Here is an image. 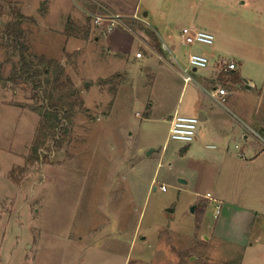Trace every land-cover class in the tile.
Wrapping results in <instances>:
<instances>
[{
	"label": "rangeland",
	"instance_id": "obj_1",
	"mask_svg": "<svg viewBox=\"0 0 264 264\" xmlns=\"http://www.w3.org/2000/svg\"><path fill=\"white\" fill-rule=\"evenodd\" d=\"M135 3L0 0V264H264V142L252 133L264 136V0H139L138 14ZM110 13L113 30L95 23ZM190 25L214 31L215 52L255 82L226 100L249 134L230 138L229 161L216 139L169 137L189 53L213 49L181 44ZM205 73L193 72L183 108L207 101ZM208 190L226 200L223 220L233 203L255 211L254 228L238 226L243 244L182 214ZM207 214L218 222L215 205Z\"/></svg>",
	"mask_w": 264,
	"mask_h": 264
},
{
	"label": "crops",
	"instance_id": "obj_2",
	"mask_svg": "<svg viewBox=\"0 0 264 264\" xmlns=\"http://www.w3.org/2000/svg\"><path fill=\"white\" fill-rule=\"evenodd\" d=\"M138 3H139V0H136L135 6H134V11L136 12V14H138V12H139ZM149 14H150L149 12L147 14H143L142 20L144 22H146L147 24H148L147 17ZM190 26L197 27L196 25H190ZM185 27H188V26H185ZM208 30H210V29H208ZM212 32L214 33V31H212ZM162 44L164 45V47H165V45H168L164 40H163ZM181 44H183V43L181 42ZM214 44H215V41L212 45H209V46H213ZM168 46L170 47L171 51L174 54V50L176 49V44L172 43L171 45H168ZM116 49H119V48H116ZM214 49H217L218 52L220 53L223 50V47L222 46L221 47L213 46V49L210 50L209 53H204V52L202 53L204 55H207L210 58V62H209L208 67H206L204 69H199V70H204V72H206V73L204 76L200 77L199 81H197V86L195 85L196 87L200 86L199 89L202 87L203 89L207 90L206 91L207 94L205 95L207 98V101H205L206 99L197 98L193 105H190L188 107L186 106L183 108V105L181 104V96H182L183 92L185 91L186 87L188 88V86H187L188 83H185V81H184V84H183L182 90H181V95H180L178 101L176 102L174 107H172V109L166 114V116L169 119L170 125H171V119L176 113L198 116L200 118V121L198 124L197 136L193 141L185 142V143L189 144V146L191 145V147H192V144L195 141H201L202 142V141H205L206 139H216L222 143V147H223L215 155L216 159H223L225 157L227 159V161H229L233 158L232 154L229 153L230 148H231L230 144L232 143L230 138L232 136L234 138L238 137V136H241V137L244 136L246 141H248L249 134L246 131V125H248V124L246 122L242 121L240 119V117L238 119H239V122L240 121L241 122L238 123V121L235 120L234 117L231 115V113H233V112L229 113L227 111V110H229V108L226 105V100H228V98L231 94L236 92L238 86H240L241 84L243 85V87L251 89L254 87L255 82H254V80L249 79L247 77H244L242 75L240 68H239L240 63H238V62H237L238 67L236 70H234V71H236L234 75H238V79L236 80L235 77H226V78L223 77L221 74L220 65H219L220 59L223 58V56L221 54H217ZM119 50L126 52L129 55H131V56H129V60H130V57H131V59L133 58L132 57L133 55H132V52L130 49H119ZM165 53L162 54L160 52L154 51L153 55H159L160 57H162L166 61L167 60L170 61L169 59H167L165 57ZM199 53H201V52H199ZM136 54H135L136 57H134V59H137V60L143 59L142 58L143 56L137 57ZM227 59L235 60L234 58H227ZM171 61H173V56L171 58ZM235 61H237V60H235ZM199 70H195L194 72L196 73ZM119 74H122V73H119ZM180 74H181V71H180ZM181 77H182V75H181ZM221 81L223 83H226L227 85H231V89H229L227 87L228 94L223 99L220 97L217 99V97L215 98L211 95L210 91L215 88L217 83H222ZM248 85H250V86H248ZM242 122L244 123L243 125H242ZM203 129L205 130V132L203 131ZM205 147L209 148V149H213V148H216V145L213 143L212 144H206ZM236 147H239V145L236 144ZM245 148H246V146H244L242 148V150L239 152L240 156L243 158H246V154L244 151ZM187 183H188V181H186V180L180 182V184L178 185L179 192L182 191V188H184ZM208 193H211V196H208ZM226 203H227L226 200L224 198H222V196L215 195L214 192H211L208 190L204 196H199V197L197 196L195 198H191V200H189V204L183 208L182 214L188 213L189 216H192L194 219L193 221L195 222L196 227L197 226H203V227L208 226V227L214 228V230H216V229H219L221 224H224L226 226V229H225L226 237H229V238L231 237L233 241H236V242L238 241V242L243 244L245 242L244 239L241 238L240 236H238V234H237V231L238 232L241 231L240 227L238 228V226L240 223L246 222L248 227L254 228L256 220L253 216V213H255V211L251 208H249V210H248V208L240 207V206L235 205L233 203L231 205V207L228 208V213L231 212L230 214H228L229 220H226V218H224V220H223V219H221V215L223 213V209H224V206L226 205ZM193 205H195L197 208V209L195 208L196 212H195V210L191 211V207ZM214 205L216 207V214H218L220 216H219L218 222L212 218L211 219L212 222L210 223L208 220L206 221L207 216H208L207 213H208L210 207L214 206ZM177 209H178V207H177ZM213 221H214V223H213ZM230 229H231V231H230Z\"/></svg>",
	"mask_w": 264,
	"mask_h": 264
},
{
	"label": "built area",
	"instance_id": "obj_3",
	"mask_svg": "<svg viewBox=\"0 0 264 264\" xmlns=\"http://www.w3.org/2000/svg\"><path fill=\"white\" fill-rule=\"evenodd\" d=\"M136 15V14H135ZM137 16V15H136ZM120 15L116 13L110 14H93L95 23L99 26L103 23L107 24L109 30H113L119 23H121ZM139 18V17H138ZM181 42L183 44H204L212 45L215 41V34L206 28H199L195 26L184 27L181 32ZM165 49L169 51L173 60H177V56L173 54L170 47L165 45ZM137 57H142L141 51L137 52ZM210 58L207 55L198 52H191L188 55V65L183 67L181 75L185 83H190L196 80L193 72L195 70L204 69L208 67ZM238 67L237 61L229 60L227 58L220 59V71L231 72L236 70ZM211 95L217 97V99L224 98L228 94V90L222 83H217L215 88L212 89ZM200 118L198 116L185 115L176 113L171 119V125L169 128V137L171 139H177L184 142H191L197 136L198 124ZM252 133L264 142V136L255 129H252ZM162 190H166V185L161 186ZM211 196V193H208ZM220 207V206H219Z\"/></svg>",
	"mask_w": 264,
	"mask_h": 264
},
{
	"label": "trees",
	"instance_id": "obj_4",
	"mask_svg": "<svg viewBox=\"0 0 264 264\" xmlns=\"http://www.w3.org/2000/svg\"><path fill=\"white\" fill-rule=\"evenodd\" d=\"M21 22H19L18 24L19 25H17V26H19L18 28H17V30H15V31H13V32H15L16 33V38H21L22 36H23V28L21 27V24H20ZM9 33H12V31H10L9 30ZM4 46V45H3ZM57 64L58 62L57 61H55V60H52V59H50V60H48V65L49 66H52L53 64ZM235 77V79L237 80L238 79V75H235L234 76ZM60 103L58 102V103H55V104H53V105H51V107H58V105H59ZM41 107H35V109L36 110H38V111H40L41 109H40ZM56 120H57V122L58 123H60V118H58V116H57V118H56ZM36 150H37V148H36Z\"/></svg>",
	"mask_w": 264,
	"mask_h": 264
},
{
	"label": "water",
	"instance_id": "obj_5",
	"mask_svg": "<svg viewBox=\"0 0 264 264\" xmlns=\"http://www.w3.org/2000/svg\"><path fill=\"white\" fill-rule=\"evenodd\" d=\"M145 14H147V13H145ZM248 86H250V85H248ZM151 151H152V150L148 151V154H150V153H151ZM181 181H185V179H181ZM195 208H196V206H195V205H193V206L191 207V211H194V210H195ZM170 210H171V208H170Z\"/></svg>",
	"mask_w": 264,
	"mask_h": 264
}]
</instances>
